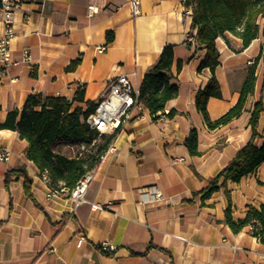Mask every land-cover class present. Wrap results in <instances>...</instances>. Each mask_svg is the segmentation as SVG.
<instances>
[{
  "label": "crops",
  "instance_id": "obj_1",
  "mask_svg": "<svg viewBox=\"0 0 264 264\" xmlns=\"http://www.w3.org/2000/svg\"><path fill=\"white\" fill-rule=\"evenodd\" d=\"M22 1L12 13L13 63L0 64V121L10 110L22 109L30 93L72 100L82 89L84 100L75 103L86 108V101L101 98L109 79L120 73L136 70L141 84L168 43L175 46L172 72L179 92L164 109L175 113L164 120L153 119L141 107L106 133L113 136L93 168L88 202L76 209L68 187L48 196L41 169L27 156V140L16 130H0V148L11 151L9 160H0V264H264V242L249 226L234 232L225 222L226 189L204 204L196 194L249 140L255 102L262 100L264 106V37L247 47L230 32L216 39L220 64L215 73L222 97L207 102L212 119L237 103L248 60L261 57L245 111L210 129L195 98L212 73L198 70L206 50L187 44L196 30L184 0H141L138 15H133L130 0ZM92 3L97 11L89 14ZM3 15L0 10V38ZM108 32L114 34L111 41ZM78 58L77 67L67 69ZM193 128L198 130L199 155H192L185 144ZM258 131L256 143L262 145L264 110ZM88 147L92 145L61 141L56 151L77 156ZM12 168L28 174L30 195L24 176L5 180ZM149 187L159 189L163 198L146 202L141 191ZM227 189L234 218L245 217L248 205L264 202V163L239 182L229 181ZM80 235L84 241L78 244ZM104 245L113 248L105 250Z\"/></svg>",
  "mask_w": 264,
  "mask_h": 264
},
{
  "label": "trees",
  "instance_id": "obj_2",
  "mask_svg": "<svg viewBox=\"0 0 264 264\" xmlns=\"http://www.w3.org/2000/svg\"><path fill=\"white\" fill-rule=\"evenodd\" d=\"M184 3L192 11V26L196 30L195 33H191L194 34L195 41L188 40L187 44L194 43L195 46L206 50L198 70L209 68L212 73L207 84L198 90L195 104L207 126L210 129H216L239 117L245 111L247 100L255 91L257 64L261 57L259 54L255 57L254 63L249 66L237 103L225 114L212 119L207 109V102L210 97H222L221 84L215 73L220 64V52L216 39L230 32L241 38L243 47H247L258 36L264 37V0H184ZM107 37L108 40H113V32H108ZM174 47L171 43L163 47L158 60L145 73L140 84L138 100L143 107L148 108L153 119H158L159 113L164 112L166 103L176 97L179 92L178 85L173 82ZM79 63L80 58L72 61L67 69H74ZM182 65L183 62L179 60L178 70L182 68ZM83 100L82 89L77 91L72 100L64 96L30 93L22 109L10 110L5 120L0 121V130H16L21 138L27 140L28 158L33 160L41 171L48 170L53 188L58 190L61 187L72 188L86 171L93 169L108 148L113 136L100 133L91 127L87 122V117L95 110L97 101H86V108L75 103ZM263 110L262 100L255 102L249 118L251 127L249 140L237 151L229 163L209 180L208 185L196 193L201 195L204 204V201L213 193L224 187L228 200L225 222L234 232H239L245 226L253 225L252 234L262 242H264V202L259 206L248 205L245 217L235 219L227 185L229 181L239 182L244 176L254 173L264 163V142L262 145L256 143L260 135L258 125ZM174 113V110L168 112L169 115ZM99 137L104 138L105 141L97 143L96 140ZM61 141L92 145L94 151L68 156L56 151V146ZM185 144L192 155L200 154L197 128L191 129ZM19 176H24L27 185L26 192L30 195L31 179L24 169L8 170L5 180L8 182ZM159 249L166 251L163 248Z\"/></svg>",
  "mask_w": 264,
  "mask_h": 264
},
{
  "label": "built area",
  "instance_id": "obj_3",
  "mask_svg": "<svg viewBox=\"0 0 264 264\" xmlns=\"http://www.w3.org/2000/svg\"><path fill=\"white\" fill-rule=\"evenodd\" d=\"M22 0H0V10L3 12L2 22L4 25V35L0 38V64L1 67H6L13 63L11 57L10 42L15 36L13 26L12 13L16 8L21 7ZM129 5L133 15H138L141 11V0H130ZM89 14L97 11V7L92 3L88 6ZM188 40L195 41L194 34L188 36ZM103 48H99L102 50ZM28 56V55H27ZM254 63L253 59L248 60V64ZM140 93V83L138 81L137 71L131 73H120L109 79V86L105 94L97 100L95 110L87 117V122L91 127L97 129L100 133H111L118 129L124 122L128 121L133 115L134 111L143 107L138 100ZM168 111L159 113V120H164ZM11 157V151L6 147L0 148V160L7 161ZM41 178L49 186L48 196H52L58 192V189L53 188L51 177L48 170L41 171ZM94 179V170L86 171L69 189V197L76 209L82 203L88 202L87 191L89 185ZM141 196H147L146 202H154L163 198V194L155 187H149L141 191ZM99 206V205H95ZM249 229H254L253 225H249ZM84 241V236L80 235L78 244ZM107 245L103 249L108 250Z\"/></svg>",
  "mask_w": 264,
  "mask_h": 264
},
{
  "label": "rangeland",
  "instance_id": "obj_4",
  "mask_svg": "<svg viewBox=\"0 0 264 264\" xmlns=\"http://www.w3.org/2000/svg\"><path fill=\"white\" fill-rule=\"evenodd\" d=\"M97 143H103L104 141H105V139L104 138H101V137H99V138H97ZM91 151H94V149L92 148V147H88V150H87V152L86 153H90Z\"/></svg>",
  "mask_w": 264,
  "mask_h": 264
}]
</instances>
